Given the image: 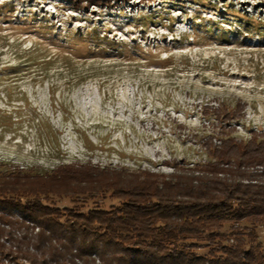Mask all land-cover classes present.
<instances>
[{
    "label": "rangeland",
    "instance_id": "obj_1",
    "mask_svg": "<svg viewBox=\"0 0 264 264\" xmlns=\"http://www.w3.org/2000/svg\"><path fill=\"white\" fill-rule=\"evenodd\" d=\"M137 1L85 13L65 0H0L11 17L0 20V170L45 173L88 160L128 170L170 172L172 160L193 167L209 160L200 145L213 132L201 115L207 104H246L233 124L238 139L264 131V25L244 18L264 24V0ZM80 35L97 54L70 67L57 60L47 72L45 53L65 46L70 54L67 41ZM97 200L83 211L118 203ZM257 233L264 250V228Z\"/></svg>",
    "mask_w": 264,
    "mask_h": 264
},
{
    "label": "trees",
    "instance_id": "obj_2",
    "mask_svg": "<svg viewBox=\"0 0 264 264\" xmlns=\"http://www.w3.org/2000/svg\"><path fill=\"white\" fill-rule=\"evenodd\" d=\"M65 1L90 13L132 0ZM6 10L2 4L4 22L11 19ZM244 18L264 25L253 15ZM78 37L67 41L70 54L65 46L45 53L40 64L47 72L57 60L70 67L97 54L99 47ZM245 110L242 102L201 107L213 132L200 142L209 160L193 167L172 160L165 164L170 172L128 170L88 160L40 173L2 163L0 264H264L257 243L264 228V131L247 140L233 136ZM100 198L118 203L83 211ZM55 199L76 204L60 208Z\"/></svg>",
    "mask_w": 264,
    "mask_h": 264
}]
</instances>
